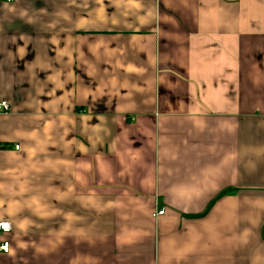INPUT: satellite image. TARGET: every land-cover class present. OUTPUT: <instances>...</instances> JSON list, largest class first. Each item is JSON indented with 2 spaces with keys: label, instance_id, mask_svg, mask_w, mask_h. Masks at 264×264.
<instances>
[{
  "label": "crops",
  "instance_id": "1",
  "mask_svg": "<svg viewBox=\"0 0 264 264\" xmlns=\"http://www.w3.org/2000/svg\"><path fill=\"white\" fill-rule=\"evenodd\" d=\"M1 101L0 264H264V0H0Z\"/></svg>",
  "mask_w": 264,
  "mask_h": 264
},
{
  "label": "built area",
  "instance_id": "2",
  "mask_svg": "<svg viewBox=\"0 0 264 264\" xmlns=\"http://www.w3.org/2000/svg\"><path fill=\"white\" fill-rule=\"evenodd\" d=\"M11 1V0H8ZM0 110L2 111H9L10 106L7 101H1L0 102ZM16 149H19V146H15ZM165 213V209L163 208L162 210L158 211L155 216L157 215H163ZM12 230V225L9 221H0V236L1 235H6L9 234ZM11 249L10 242L8 240H3L0 243V251L4 253H9Z\"/></svg>",
  "mask_w": 264,
  "mask_h": 264
}]
</instances>
